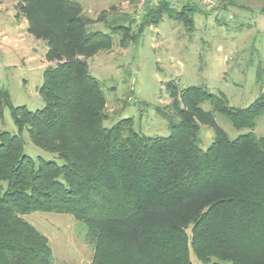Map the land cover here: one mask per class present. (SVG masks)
I'll return each mask as SVG.
<instances>
[{
  "label": "trees",
  "instance_id": "obj_1",
  "mask_svg": "<svg viewBox=\"0 0 264 264\" xmlns=\"http://www.w3.org/2000/svg\"><path fill=\"white\" fill-rule=\"evenodd\" d=\"M158 1L140 13L136 33L164 15L191 29L186 13L192 0L178 10L169 0ZM17 5L52 64L39 88L42 109L12 106L0 91V116L9 106L19 131L0 130V264H52L48 239L24 219L33 211L80 221L93 244L91 264H193L191 253L199 264H264V135L231 139L213 114L238 130L252 129L264 111V88L248 106L235 108L220 93L170 81L171 102L156 107L167 136L142 134L131 118L105 127V95L87 60L109 48L111 34L88 31L92 19L74 0ZM106 15L102 11L96 21L123 31V42L132 36L127 13L111 20ZM205 101L212 111L201 107ZM201 123L214 133L205 150L198 145ZM23 129L62 163L25 155Z\"/></svg>",
  "mask_w": 264,
  "mask_h": 264
},
{
  "label": "rangeland",
  "instance_id": "obj_2",
  "mask_svg": "<svg viewBox=\"0 0 264 264\" xmlns=\"http://www.w3.org/2000/svg\"><path fill=\"white\" fill-rule=\"evenodd\" d=\"M19 1L0 0V91L7 92L12 106L36 111L45 105L39 88L44 69L52 63L45 59V42L27 31ZM74 1L92 19L88 31L112 37L109 48L98 50L87 60L89 73L100 82L105 95V127L131 118L136 131L167 136V121L156 107L164 108L171 102L167 87L170 81L180 88L195 85L220 93L235 108L248 106L264 88V0H211L209 4L192 0L186 13L193 19L191 29L164 15L158 25L144 26L140 34L136 33L140 13L158 0ZM169 1L178 10L186 0ZM102 11L107 20L127 13L133 19L128 27L132 36L123 42V31L113 32L103 21H96ZM259 70L262 75L258 79ZM201 107L212 111L207 101ZM213 114L216 124L231 139L248 132L264 135V111L255 118L252 129L240 130L223 115ZM0 130L19 132L9 106L2 109ZM19 134L23 153L32 160L62 163L55 153L37 147L26 129ZM213 134L211 126L199 124L201 149L211 144ZM24 219L48 239L52 264H91L93 244L86 237L85 226L72 215L33 211ZM190 258L193 264H199L192 253Z\"/></svg>",
  "mask_w": 264,
  "mask_h": 264
},
{
  "label": "built area",
  "instance_id": "obj_3",
  "mask_svg": "<svg viewBox=\"0 0 264 264\" xmlns=\"http://www.w3.org/2000/svg\"><path fill=\"white\" fill-rule=\"evenodd\" d=\"M195 1H198L202 4H209L211 0H195Z\"/></svg>",
  "mask_w": 264,
  "mask_h": 264
}]
</instances>
